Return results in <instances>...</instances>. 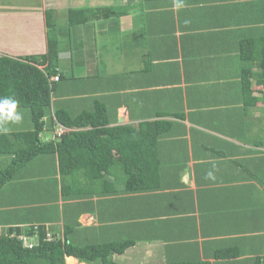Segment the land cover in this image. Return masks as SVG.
<instances>
[{
	"label": "crops",
	"instance_id": "1",
	"mask_svg": "<svg viewBox=\"0 0 264 264\" xmlns=\"http://www.w3.org/2000/svg\"><path fill=\"white\" fill-rule=\"evenodd\" d=\"M195 1L164 0L148 7L144 0L52 1L56 14L71 7L103 6L123 12L115 19L102 18L86 24L90 37L84 45L77 36L74 51L88 60L90 53L99 50L107 60L113 62L115 58L123 65L120 67L131 62L144 66L149 61L150 93L141 102L150 108L152 115L156 114L151 120L174 122L172 136L160 148L164 159L157 183L147 191L122 189L109 197L116 199L107 205L110 215L129 207L133 209L132 215L126 213L129 218L112 224L124 223L128 227L132 224L131 234L138 235L135 244L115 256L119 264H159L185 255L193 258L194 254L212 264H224L229 261L210 255L221 245L234 253L240 252L230 260L231 264H256V257H261L264 264V86L253 84L252 97L258 101L245 109L246 96L239 88L237 73H232L231 59L223 56L214 60L227 65L223 72L219 71L205 62L211 60L203 56L210 48L197 50L190 44L196 32L190 27V21H195L190 14L200 5L194 4ZM225 2L230 4L232 12L231 7H237L238 0L235 3L215 0L216 5ZM42 6L39 4V13L30 16L46 25ZM23 8L30 13L28 6L19 9ZM71 36L67 41H72ZM98 37L102 44L96 49ZM45 39L43 49L32 54L47 52V33ZM64 43L67 45L65 40ZM73 46L71 42L70 49L67 46L61 52L67 68H71ZM9 53L14 57L21 55ZM126 77L131 82L132 77ZM156 81L162 84L153 86ZM202 102L200 108L194 107ZM132 106L138 108L137 104ZM179 108L177 115L173 113ZM121 110L124 114H119V123L138 125L141 119H130L127 103L119 107ZM159 111L166 113L160 115ZM200 112L205 113L200 117L195 115ZM52 167L51 162L35 160L25 172L18 174L12 183L15 186L4 189L0 194L1 230L10 226L3 224L27 229L32 222L37 226L45 221L48 229L63 230L64 217L56 216V203L62 206L67 201L61 196V175L49 173L54 170ZM101 198L89 197L96 205ZM82 219L88 223L84 224ZM79 221L82 226L100 224L97 211L82 213ZM66 263L87 264L71 257Z\"/></svg>",
	"mask_w": 264,
	"mask_h": 264
},
{
	"label": "trees",
	"instance_id": "2",
	"mask_svg": "<svg viewBox=\"0 0 264 264\" xmlns=\"http://www.w3.org/2000/svg\"><path fill=\"white\" fill-rule=\"evenodd\" d=\"M144 1L148 7L164 0ZM197 3L200 5L190 14L195 20L190 21V27L196 29L190 44L197 50L210 48L203 56L211 57L212 61L223 56L231 59L232 73H237L240 79L239 88L246 96L245 109H249L250 103L258 101L252 97L253 84L264 86V0H238L237 7H231L232 14L227 2L216 5L215 0H196L194 4ZM55 11L53 7L45 10L47 52L16 57L0 52V99L14 98L18 101L17 110L27 111L30 119L28 126L10 125L7 133H0V194L9 185L15 186L12 183L18 174L25 172L33 161L51 162L54 170L49 173L61 175V196L67 201L62 206L56 203V216L64 217L65 224L63 230L48 229L46 221L37 226L32 222L27 229L3 224L10 226L0 229V264H67L68 257L87 264H119L115 256L135 244L138 235L131 234L132 224L130 227L124 223L112 224V221L129 218L133 209L129 207L110 215L107 205L116 199L109 197L122 189L125 192L147 191L157 183L164 159L160 148L172 136L174 122L151 120L156 114L152 115L150 108L141 102L150 93L147 88L152 77L148 75L149 61L144 66L131 62L120 67L121 63L115 58L113 62L107 60L102 52L93 51L86 60L73 48L71 68L62 66V46L70 49L72 41L68 40L66 45L60 31L56 35L52 33L58 23ZM122 14L110 6L71 7L64 15L68 20L65 33L69 37V27L102 18L115 19ZM215 36L218 38L214 39ZM184 52L188 56V52ZM76 56L82 58L78 63L74 61ZM84 67L88 75L83 74ZM54 75H59V80L50 83L49 77ZM127 75L132 77L131 82H127ZM161 84L156 81L153 86ZM205 98L203 94V100ZM205 101L210 102V99ZM123 103L129 105L132 121L141 119L138 125L119 123V107ZM203 103H195L194 107L200 108ZM181 108L173 113L177 115ZM204 113L195 115L200 117ZM59 125L68 130L60 138L45 140L48 131H57ZM86 180L88 184L85 185L82 182ZM95 196L103 197L97 205L89 199ZM95 211L99 226H82L81 214ZM20 234L37 238L38 243L28 247L19 239ZM228 248L215 247L210 255L229 261L224 264H231L230 260L240 252L234 253ZM261 259L256 257V264H262ZM159 264L212 262L194 254L193 258L185 255Z\"/></svg>",
	"mask_w": 264,
	"mask_h": 264
},
{
	"label": "rangeland",
	"instance_id": "3",
	"mask_svg": "<svg viewBox=\"0 0 264 264\" xmlns=\"http://www.w3.org/2000/svg\"><path fill=\"white\" fill-rule=\"evenodd\" d=\"M53 0H0V50L6 51L7 54L10 55L9 52H14L15 54H21V55H28L32 54L33 52H36L38 50L43 49V47L46 44L45 35L48 33V28L46 25L41 24L38 19L35 21L33 20V17H31V14L39 13V4H43L41 9L43 10V13L45 14L44 10L46 8H49L52 5ZM229 2L235 3L236 0H228ZM45 2V3H44ZM28 6L30 13H28L27 9H19L20 7ZM56 14V11H55ZM59 14V15H58ZM230 14H232L230 12ZM58 23L57 26L55 24V29L52 33L56 35V32L58 33L60 31L61 35L63 36V40L67 42L68 36L66 35V27L68 24V20L65 16L66 12H58ZM44 16V15H43ZM112 21V20H110ZM7 23V24H6ZM90 24V23H88ZM30 25V29L29 26ZM86 25V24H85ZM80 25L77 27H69V31H71V40L74 44L73 48L75 47V41L77 39V36L80 37V41L85 45V41L90 37V33L87 31V26ZM90 29V28H89ZM101 41L98 37L97 39V45L94 47L96 49L100 48ZM102 44V43H101ZM37 46V47H36ZM64 46V45H63ZM62 46L64 51V47ZM40 54L43 52H39ZM99 53V50H98ZM84 55V54H83ZM82 58L75 57V62L81 61ZM218 59V58H215ZM214 59V60H215ZM84 60V59H83ZM212 61L210 59H205V62L208 65H212L219 71H224L227 68L226 64L221 63L220 61ZM80 64H83L80 63ZM136 64V63H135ZM65 65V61L62 60V66ZM84 66V64H83ZM81 65V67H83ZM76 67H78V64H76ZM82 69V68H81ZM79 72V71H76ZM84 75H88L89 71L86 67H84ZM20 111V110H18ZM124 111L121 110L119 114L123 116ZM127 122V118L125 120ZM30 125V119H29V113L27 111H23V120L20 124H15L11 126L15 127H22V126H28ZM52 134H47L45 136V139H49ZM31 165L30 167H32ZM36 166V164L34 165ZM84 179V178H83ZM82 179V180H83ZM86 182H82L83 184H88ZM264 205V204H263ZM82 222L84 224H87V220L82 219ZM155 259V255L153 254L152 260Z\"/></svg>",
	"mask_w": 264,
	"mask_h": 264
},
{
	"label": "clouds",
	"instance_id": "4",
	"mask_svg": "<svg viewBox=\"0 0 264 264\" xmlns=\"http://www.w3.org/2000/svg\"><path fill=\"white\" fill-rule=\"evenodd\" d=\"M17 107H18V101L12 97H4L3 99H0V133H7L10 130L9 127L10 125L20 124L22 122L23 111L22 110L18 111ZM66 128L68 130V127ZM48 134L50 135L52 134L53 136H51L47 140L61 137V136L60 137L57 136L56 130L53 133L48 131ZM18 237L19 239L23 240L24 245L28 247L37 244L39 240L36 237H35L36 239L26 237L23 234L18 235Z\"/></svg>",
	"mask_w": 264,
	"mask_h": 264
},
{
	"label": "built area",
	"instance_id": "5",
	"mask_svg": "<svg viewBox=\"0 0 264 264\" xmlns=\"http://www.w3.org/2000/svg\"><path fill=\"white\" fill-rule=\"evenodd\" d=\"M49 80H50V83L53 82V81H57L59 80V75H54V76H51L49 77ZM67 130V128L65 126H59V128L57 129L56 133H57V136H62V134Z\"/></svg>",
	"mask_w": 264,
	"mask_h": 264
}]
</instances>
